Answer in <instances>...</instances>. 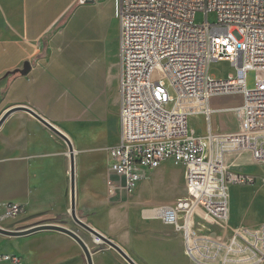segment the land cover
<instances>
[{"label":"built area","instance_id":"built-area-1","mask_svg":"<svg viewBox=\"0 0 264 264\" xmlns=\"http://www.w3.org/2000/svg\"><path fill=\"white\" fill-rule=\"evenodd\" d=\"M116 2L119 139L106 150L109 198L131 197L147 172L167 161L180 164L185 195L155 207V220L181 237L188 261L263 263L264 225L229 228L228 189L259 186L264 179L234 174L226 158L248 152L255 164L264 165V76H257L264 75V0ZM198 14L204 17L200 23ZM222 61L235 73L217 79L208 67ZM228 96H239L240 102L211 106L213 99ZM225 113L233 117V131L213 125V118ZM198 117L205 124L200 135L190 127V119ZM24 215L25 206L10 203L2 221ZM0 264L25 261L0 253Z\"/></svg>","mask_w":264,"mask_h":264},{"label":"crops","instance_id":"crops-1","mask_svg":"<svg viewBox=\"0 0 264 264\" xmlns=\"http://www.w3.org/2000/svg\"><path fill=\"white\" fill-rule=\"evenodd\" d=\"M116 7V0H0V49L7 51L8 60L7 109L33 110L73 143L76 214L83 222L119 246L136 264H163L161 254L167 258L164 263L170 264L174 250L170 251L169 240L173 237L165 233L146 237L138 229L156 221L157 206L141 208L136 217L122 214V207L131 200L123 197L118 205L108 204L113 199L107 194L106 180L103 176L92 180V172L101 166L103 153L107 169L104 150L116 146L119 139ZM101 19L116 23L112 50L108 39L97 48L92 45V21ZM75 43L83 47V61L74 57ZM93 51L102 59L104 91L103 111L96 122L92 121ZM94 65L98 66L99 60ZM214 100L213 108L225 107L215 105ZM212 122L215 129L228 131L223 124L217 125L218 116ZM44 129L23 111L13 112L0 126L2 229L9 230L2 215L10 203L26 207L25 216L35 220L29 228L59 225L69 215L68 149L66 144H55ZM103 129L110 144H93L96 141H92V133L97 131L98 135ZM226 160L237 175L258 179L259 169H264V165L252 161L248 152L230 154ZM235 168L238 169L233 171ZM95 188L100 191L94 192ZM228 193L229 228L264 225V184L231 185ZM81 238L90 249L93 264H127L110 247L95 244L91 236ZM176 239V251L184 256L182 239ZM0 253L21 256L25 264H86L78 244L54 231L22 237L0 235Z\"/></svg>","mask_w":264,"mask_h":264},{"label":"rangeland","instance_id":"rangeland-1","mask_svg":"<svg viewBox=\"0 0 264 264\" xmlns=\"http://www.w3.org/2000/svg\"><path fill=\"white\" fill-rule=\"evenodd\" d=\"M208 19L212 22L213 17L208 16ZM204 20V17L198 14L195 17V22L200 23ZM116 23L109 19L107 20H99L96 22L92 21V45L96 48L106 39L110 41V50L115 47L116 40ZM117 47V45H116ZM74 57L79 56L84 57L83 47L80 48L76 43L74 44ZM83 61V58H81ZM99 60V65L95 66V62ZM7 51L0 49V117L7 110L8 107V69H7ZM102 59L101 56L94 54L92 52V121L96 122L102 114L103 111V78H102ZM208 72L210 75L215 76L217 79H225L229 74L235 73V69L231 66L229 62H212L208 67ZM161 72L156 71L155 75H159ZM258 77H263L262 73L257 74ZM254 85V74L250 73L248 76V86L253 87ZM166 89L169 96L173 97L174 93L171 87L166 83ZM215 105L217 106H227L232 107L237 105L240 102L239 96H228L222 98H215ZM172 104H169L167 109H170ZM223 124V128L228 131L234 130V120L233 117L228 114H222L218 116V124ZM190 127L193 128L198 135L202 134L205 130V124L202 118H191L190 119ZM47 132L49 138L55 142V144H65L60 138L51 133L47 128L44 129ZM97 131L92 133V141H96L93 144H110L107 138L106 129L101 130V133L96 135ZM73 144V143H72ZM109 148V147H107ZM104 150L106 154V150ZM99 164L101 165L97 171L92 172V180L103 176L104 181L108 177V172L106 169V156L103 153V157L99 160ZM238 168H235V171ZM260 179L261 181L264 179V169H259ZM258 186V185H257ZM254 187V186H253ZM256 187V186H255ZM98 189V188H97ZM92 189L95 191H100ZM185 195V187H184V168L180 164H175L172 161H167L163 163L158 169L149 171L146 173L145 177L136 185V188L131 195L132 197H128L131 201L127 206L122 207V214L130 213L137 216V213L144 207H152V206H161V205H169L170 203H175L178 199L183 198ZM107 196V194H106ZM92 194V199H93ZM108 198V196H107ZM122 203L120 199H113L112 202H109L110 205H118ZM34 218L30 216H19L12 220L6 221L9 231H17L24 230L32 225L34 222ZM59 225H63V227L77 233L83 238L90 237L85 231L80 229L71 219L70 215H67L65 220ZM66 221L67 223H64ZM139 233L142 236L150 237V236H162L164 233L166 235L170 234L173 238L169 240V249L170 251L174 250V253H170V264H189L188 259L182 255L176 248L178 246V242L176 237L179 235L173 233L171 228L164 227L157 220L153 222H147L146 225H140L138 227ZM180 237V236H179ZM181 238V237H180ZM155 248V247H154ZM161 262H167L166 256L161 254ZM21 257V256H20ZM24 260V259H23ZM168 264V263H167Z\"/></svg>","mask_w":264,"mask_h":264},{"label":"water","instance_id":"water-1","mask_svg":"<svg viewBox=\"0 0 264 264\" xmlns=\"http://www.w3.org/2000/svg\"><path fill=\"white\" fill-rule=\"evenodd\" d=\"M83 3V1H81ZM16 111H23L32 116L36 121L42 124L45 128H47L51 133L55 136L60 138L62 141L65 142L67 149H68V157H69V195H70V210L69 215L72 221L83 231L87 232L94 241L99 240L100 244H105L106 246L113 249L123 260L126 261L127 264H136L119 246L114 244L111 240L107 239L96 230L91 228L85 222H83L76 214V186H75V157H74V150L72 147V143L67 138L65 134H63L60 130H58L55 126H53L50 122H48L45 118L38 115L33 110L26 108V107H18L13 109H7L2 116L0 117V126L6 121V119ZM38 231H54L62 233L72 240H74L78 246L81 248L82 253L85 258L86 264H93L92 262V254L90 249L86 245V243L82 240V238L75 232L61 226V225H52V224H45V225H38L24 230H17V231H9L0 228V235L6 237H22L27 236L32 233Z\"/></svg>","mask_w":264,"mask_h":264},{"label":"bare ground","instance_id":"bare-ground-1","mask_svg":"<svg viewBox=\"0 0 264 264\" xmlns=\"http://www.w3.org/2000/svg\"><path fill=\"white\" fill-rule=\"evenodd\" d=\"M95 242V241H94ZM97 244H100L99 240H96ZM96 244V243H95Z\"/></svg>","mask_w":264,"mask_h":264}]
</instances>
